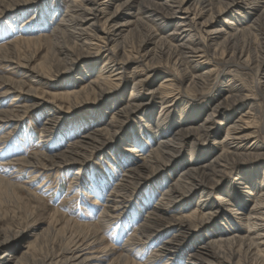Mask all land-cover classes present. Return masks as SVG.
I'll return each mask as SVG.
<instances>
[{"label":"rangeland","instance_id":"1","mask_svg":"<svg viewBox=\"0 0 264 264\" xmlns=\"http://www.w3.org/2000/svg\"><path fill=\"white\" fill-rule=\"evenodd\" d=\"M71 1L0 0V93L9 87L8 82H22L24 87L0 95V111L28 103L29 93L53 101L42 108L35 106L18 120L0 124V241L10 237L8 245H0L5 264H40L47 255L58 257L65 250L75 254L80 249L83 257L96 256L101 264H189L193 252L213 264H227L214 256L219 250L224 259L233 257V264H264V260H254L253 253L248 254L245 241L252 236L245 220L248 209L264 193V0H191L190 21L180 35L172 34L175 24L166 18L169 11L161 8L164 0H138L128 7L137 20L133 17L134 25L128 27L122 44L117 49L110 45L107 54L101 50L103 54L94 60L86 53L102 41L92 39V26L79 23L81 18L70 8ZM115 7L111 4L108 9ZM126 8L121 12L127 13ZM216 28L218 32H214ZM81 30H86L85 37L78 35ZM180 43L186 49L177 48ZM145 50L151 51L153 62L144 60ZM123 51L131 58L124 62L127 80L121 87H104L98 94L82 92L71 102L62 96L87 86L99 70L109 75L111 58L123 62ZM72 58L75 61L70 66ZM24 63L41 70L46 78L38 81L24 73L20 66ZM135 84L142 107L124 116L120 110ZM29 87L32 92L28 93ZM159 94L173 100L167 116L160 113ZM233 102H237L235 107ZM220 103L223 110L208 122L209 135L186 138L168 169L164 166L153 175L139 172L118 192L126 210L108 219L102 216L111 204H106L107 199L124 182L126 169L135 165V154L146 155L156 147L161 136L155 130L164 117L167 131L163 136L169 137L183 126L187 114L197 116L185 123L196 132L211 108ZM51 108L57 110L54 120L47 116ZM112 116L120 122L107 126L105 122ZM236 119L248 124L246 134H255L244 140L239 152L247 155L222 177L221 190L197 192L180 204L162 207L165 192L185 166L197 167L219 155L225 128ZM99 128H108L109 133L101 141L87 144L83 136ZM82 144L84 152L68 166H42L67 159L68 151ZM131 148L136 151L130 152ZM41 154L47 159L42 160ZM246 177L253 178V186L237 183L238 178ZM227 187L231 196L225 195ZM207 194L206 202L218 204L220 209L209 221L191 226L184 236H176L177 225L165 228L149 222L155 209L170 222L204 213L205 207L197 201ZM225 196L230 202L217 199ZM237 200H246L245 205ZM149 224L152 228L145 227ZM91 230L98 241L90 239ZM231 235L236 237L231 243L211 245L206 252L201 248L213 239ZM166 248L168 255L158 252Z\"/></svg>","mask_w":264,"mask_h":264},{"label":"bare ground","instance_id":"2","mask_svg":"<svg viewBox=\"0 0 264 264\" xmlns=\"http://www.w3.org/2000/svg\"><path fill=\"white\" fill-rule=\"evenodd\" d=\"M136 1H138V0H102V1H99V0H72L71 1L70 8H72L73 12H78L79 14H77V15H79V17L81 18L80 22L79 21L78 22L81 24L86 23L87 25H89V27L92 26L93 27V30H92L93 33L90 36L93 37L92 39L99 38L100 42L102 41V44L100 43L101 45L96 44L97 48L96 49L94 48L95 50H93V51L87 50L88 52L86 51L87 52L86 54H89L91 56L90 57L91 60H94L99 55V53H102L101 50L103 52H106V54H107L108 50L111 49L112 46H114L113 48L117 49L118 46L122 44L120 42L123 41V38L126 37V32L129 29L128 27L134 23V21L132 19H133L135 14L132 13L128 9L131 8V5H133ZM190 2H191V0H164L163 3H161L162 4L161 8L167 9V11H169V13H168L169 18L168 17H166V18L169 20H172V19L174 20L172 22L175 24V29L173 30L172 34H175V35L179 34L180 35V34H182L181 32L185 31L183 29V27L188 21H190V17L188 14V11H189L188 8L190 5ZM209 3H211V2H209ZM23 4L25 5V4H29V3H28V1H25V2H23ZM111 4H113V6H116V7L114 9H108V7ZM203 5H205V4H203ZM25 6H28V5H25ZM15 7H17V6H15ZM123 7H127L126 8L128 10L127 13L121 12ZM138 11L141 13L140 9ZM72 17H74V16H72ZM136 18L137 17H134V19H136ZM99 23H100V26H98ZM86 29H87V27H86ZM180 29H183V30H180ZM218 31H219V29H217V28L214 30V32H218ZM85 34H87L86 30H81L78 32V35L80 37L81 36L85 37L84 36ZM189 36H191V35H189ZM87 38L90 39L89 36ZM182 42L186 43L185 41H182ZM110 45H112V46L110 47ZM186 47L187 46L183 43H180L179 45H177V48H180L182 50H183V48L186 49ZM188 52L189 51L186 50L184 53L187 54ZM193 52H194V49L191 48V53L193 54ZM139 53H140V51H139ZM122 55H123L122 58L125 59L123 62L118 61L115 56L111 58V60H110L111 63L109 66V71L111 73H109V75L106 74L107 71L99 70L97 76L91 82H89V84L87 86H84V87L80 88L79 90H75V91H72L70 93H66L64 95L62 94V96L66 97L67 100H69L71 102V101H73V99L76 100L77 97L82 92L87 93L88 91H92L95 93L97 92V94H98V93H101V91L105 90L104 87H108V88H110V87L111 88L121 87L122 84L124 82H126V80H127V77H124V75H123V71L125 69L124 62L131 58L129 55H124V51H123ZM188 56H190V55L189 54L185 55V58ZM140 57H141V55H140ZM142 57L144 58V60H148V61L153 62L154 57H153V54H151L150 50H145ZM70 61H71V64H70V62H69V64H70V66H72L74 64L75 59L72 58V59H70ZM141 63H142V61H141ZM20 66H22V68H23L22 71L24 73H28L29 75H33L32 77L37 78L38 81L46 78L45 73L43 74V72L41 70H38L34 66L33 67L29 66L27 63L20 64ZM71 68L72 67H69L68 69L70 70ZM198 77H200L198 74L195 75L196 80ZM129 78H131V77H129ZM196 82L197 81H195V83ZM136 83H137V81H136ZM7 86H9V87H5V90L3 92H1L0 95L4 96L5 94H7L9 92L17 91V90L22 91L24 89L22 82H16V83H9L8 82ZM137 86L138 85L135 84L132 87L133 90H131V93H130L129 97L127 98V102H126L125 106L120 110V112H122L124 114V116H125V114L139 110V108L142 107L143 100L138 99L137 96H139V93L137 94L136 92H134V90H135V88H137ZM25 91L28 93L32 92V88L29 87ZM29 95L31 98H30V101L28 103L23 104V105H16L14 107V109L10 110V111H0V124L8 123L9 121L18 120L21 118L22 115L26 114L27 111L34 108L35 106H40L42 108V107L49 105L53 102L52 100H47V101L45 100L44 101V100L36 99L35 95H32L31 93H29ZM244 98H246V97L244 96V97L240 98V102L244 101ZM158 99H159V104L161 105V108H162L160 113L163 114L164 112H166L165 115L167 116L170 112L169 108L172 107V105H173L172 98L170 97V95L168 96V95H164V94H159ZM14 100H15V98H14ZM18 103H19V101H18ZM232 104L235 107L237 105V102H233ZM45 109H46V107H45ZM222 110L223 109H221V103L219 105H217V104L214 105L211 108V110L209 111V113L207 114L204 121H202L198 124V127L195 129L196 132H193L192 129H188L189 127L186 128L185 123L190 122V120H195L197 118V116L196 115L192 116L191 114H187L185 117L186 119H184L183 126L178 127L177 130H174L172 132V134H170L169 137L166 135L163 136L164 132L167 131L165 120H164L165 117H164L163 120L161 122H159L160 126L157 127L158 129L155 130V132L158 134V136H161L160 139L157 141L156 147H153L149 152H147L146 155L145 154L142 155L140 153L135 154V156L137 157L136 158L137 160L135 159V163H134L135 165L129 166L126 169V176H125L124 182L122 183V185L119 186V190L117 189L114 192L113 197L110 196L112 198L107 199L106 204L107 203H111V204H110V206L106 205V207L103 210L102 216H105L108 219L113 214H116L119 212L120 213L124 212L127 208V204L125 205L126 202H124L123 198L119 199V197H122V196L120 194H118V192L120 193L121 189L125 190L126 184L128 185V183H130V179L134 180V177H136L139 172L140 173H149V174L151 173L150 175H153V174H156L158 171H160L164 166L168 169V167H170L171 164L174 162L175 158L178 157V153H179L178 146L188 137L192 138V139H198V138H204L207 135H209L212 131H211V126L208 125V122L210 121L211 117H213L214 115H217V112L222 111ZM233 110H235V109H233ZM49 111H51L47 115V116H50L49 120H54V118H53L54 113L57 110L54 108H51V109H49ZM230 115H232V113ZM119 122H120L119 118L112 116L109 121L105 122V124L107 126H113V125L116 126V124H118ZM248 128H249L248 124L246 125V122L244 120H241V119H236V120L232 121L231 124L226 126L224 137L220 141V143L223 144V149L219 153V155L213 157L211 160H209L208 162H206L204 164H200V166L196 165L197 167L185 166V168H183L181 170V172L178 174L176 180L173 183H171V185L169 184L170 187H168L167 191L165 192L166 202L161 200L162 201V204H161L162 207L164 204L169 206V207L180 204L182 201H185L186 199L190 198L193 194H195L197 192H205V191L210 190L211 191L210 193H212V192L221 190V184L220 183L222 182V177L225 174H227L229 172V170L232 169L233 163H235L237 160L242 159V157L247 155L245 153L239 152V150L241 149V145L243 144L244 140L247 139L248 137L254 136V134H255V131L254 132L252 131V133H250V134H249V132H248V134H246L245 131ZM106 133L107 134L109 133L108 128H99V129L94 130L90 134L84 135L83 137L88 139V140H86L87 144H90L92 142L96 143V142H99L102 139H104L103 136ZM105 136H107V135H105ZM77 143H79V142H77ZM77 143H74L72 145H75ZM84 146H85V144L73 146V148H71V151L70 152L68 151L69 155H67V156H69V157L67 159L63 158V159H60L59 161H56V162H50L49 161V163H43L42 166H44V167L52 166L53 167V166H60L61 164H63V166L64 165L68 166L69 163H72V162H74V160H77L76 158H78V156L79 157L81 156V154L84 152ZM134 151H136V149L131 148L130 152L133 153ZM140 155H141V161H140V159L138 160V156L140 157ZM58 156H61V155H58ZM40 157L42 158V160L47 159V157L45 155H42V154L40 155ZM70 159H72V160H70ZM199 163H200V161H199ZM252 179L253 178H250V177L249 178L248 177L240 178V179L238 178L237 183L239 184L242 182L245 184L244 187H247V184H249L251 187V186H253L252 185V183H253ZM162 180H164V179H162ZM231 192H232L231 188L227 187L225 195L231 196L232 195ZM209 196H210V194H207L204 198L198 199V201H197V204L203 205V207H205L206 212H204V213H200L199 215L192 213L188 217H182V218L178 217L179 219L177 221H174V222L171 221L170 222V221H165L163 219L162 215L157 213L158 210L155 209L152 213L149 214V218H148L149 222L151 220L152 221L151 223H159L158 226L165 225V228H169V227L174 228V226L177 225L176 231L178 233L176 234V236L178 237V236L182 235L183 233H185V231L190 229L191 226L196 227L197 225L202 224L203 222H205L207 220L209 221L210 217L212 215H214L217 210L220 209V206L218 204L217 205H214V204L211 205V204H208L206 202L209 199L208 198ZM226 196H225V198L217 197V199L219 198V199H222L223 201L227 200V202L229 200H231L230 197H229V199H226ZM245 201L246 200H239V201L237 200V203H243L244 204ZM158 203H159V201H158ZM204 203L205 204L207 203V204L205 205ZM240 206H242V205L240 204ZM234 210L235 209H232L231 211H234ZM248 211H249V214H247L245 220H246L247 224L250 226L249 227L250 229L247 228L248 233L250 232L252 234V236L245 238V241L247 242L246 243L247 244L246 250H247L248 254H250V253L254 254V256H255L254 260L263 261L264 260V193H261L257 199L253 200V204L251 205L250 209H248ZM242 220H244V219H242ZM146 221H147V219H146ZM166 225H168V226H166ZM145 227L152 228V225H150V224H149V226L145 225ZM85 236H87V235H85ZM182 236H184V235H182ZM235 238L236 237L232 236V235L230 237L229 236L228 237H219L217 239H213L209 243L207 242L208 244L201 246V248L204 252H206V251H208L207 249H209L208 247H210L211 245L216 246L218 244L222 245L224 243H231L235 240ZM90 239H94V240H92V242H96L99 240V238L95 234L94 230L93 231L91 230ZM240 239L242 241L244 240L243 238H240ZM9 240H10V237L9 238L7 237V239H5L4 241H0V245L1 246L2 245L3 246L8 245L10 243ZM90 242H91V240H90ZM167 242L168 241H166V243L165 242L164 243L167 244ZM91 243H89V244H91ZM89 244H87V245H89ZM76 245H78V244H76ZM79 246L80 245H78L77 248ZM253 248L256 250L255 252H253ZM169 249H171V248H169ZM80 250H78V251H80ZM166 250H168V248L163 249V250L158 251V252H161L162 255H168L169 253ZM78 251H76L77 253L74 254V250L73 251L72 250H65L63 253L58 255V257L57 256L53 257L51 255H47L40 260V264H101L100 262H98L99 260L97 259L96 256L90 255L88 257H83V255L78 253ZM210 253L212 254V252H210ZM221 253H222L221 250H219L218 252H214V256H216V259H218L220 263L226 262L227 264H233V263H231V260L233 258L232 256H231L232 258H229L227 260L221 256ZM251 258H253V257H251ZM5 262H6V258L3 256H0V264H5ZM213 263L214 262H211L207 257H203L198 252H193L189 255V264H213ZM149 264H150V262H149ZM167 264H169V262Z\"/></svg>","mask_w":264,"mask_h":264}]
</instances>
